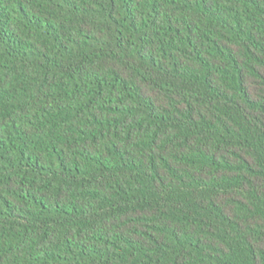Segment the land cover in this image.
<instances>
[{
  "label": "trees",
  "instance_id": "1",
  "mask_svg": "<svg viewBox=\"0 0 264 264\" xmlns=\"http://www.w3.org/2000/svg\"><path fill=\"white\" fill-rule=\"evenodd\" d=\"M0 264H264V0H0Z\"/></svg>",
  "mask_w": 264,
  "mask_h": 264
}]
</instances>
